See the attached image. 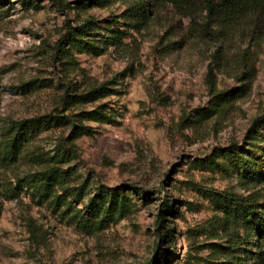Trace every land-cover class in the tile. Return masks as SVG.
Returning a JSON list of instances; mask_svg holds the SVG:
<instances>
[{
    "label": "rangeland",
    "instance_id": "obj_1",
    "mask_svg": "<svg viewBox=\"0 0 264 264\" xmlns=\"http://www.w3.org/2000/svg\"><path fill=\"white\" fill-rule=\"evenodd\" d=\"M63 2L0 13V264H253L224 152L264 150V23L213 37L171 6L133 26L124 0Z\"/></svg>",
    "mask_w": 264,
    "mask_h": 264
},
{
    "label": "trees",
    "instance_id": "obj_2",
    "mask_svg": "<svg viewBox=\"0 0 264 264\" xmlns=\"http://www.w3.org/2000/svg\"><path fill=\"white\" fill-rule=\"evenodd\" d=\"M23 8L30 7L34 0H16ZM56 3L62 8L65 7L63 0H50ZM101 0H79L80 6H85L90 3H96ZM127 2L126 11L128 17L134 22L135 25H143L146 23L154 14L160 10L171 6L182 17L189 18L191 21L199 22L201 20L204 31L213 37L223 36L231 29L236 28L242 20L253 19L255 27H262L264 23V0H124ZM11 0H0V13L5 9L7 3ZM13 2V1H12ZM83 29L80 27H68L66 32L60 38V41L56 45V50L62 51V48L66 44H72L76 40L77 34H82ZM126 36V32L122 30L117 34L118 39ZM218 50H216L217 52ZM211 74V67L209 70ZM106 83L99 86L90 88L87 92L82 94V102L93 101L107 93ZM67 102L64 99L63 104ZM51 120L56 122L60 117L57 115H50ZM50 120V121H51ZM264 128V112L255 117L252 121L250 131L255 133L258 130ZM236 149L227 148L224 152L232 154V157L236 159L238 164L237 177L244 186L246 195H231L225 204H230L225 210V214L228 220L231 222L232 219L238 223L237 217L241 216L239 225L237 226V237L242 234L247 238L246 243L253 239L254 252L253 264H264V197L260 192L251 191L248 185L261 186L264 185V150L257 160L253 162V166L250 162H246V159L239 155L233 154ZM44 188L48 189L51 186L52 173H48V170L42 173ZM137 192L135 189H133ZM142 193L146 197V191L137 192L138 195ZM162 208L158 214L159 222L164 220V215L168 209L167 201L163 199L160 203ZM242 231V234L240 232ZM157 258L150 261L149 264H157Z\"/></svg>",
    "mask_w": 264,
    "mask_h": 264
}]
</instances>
